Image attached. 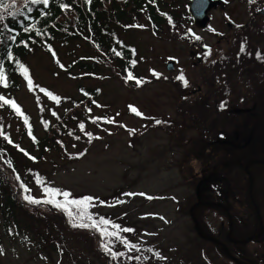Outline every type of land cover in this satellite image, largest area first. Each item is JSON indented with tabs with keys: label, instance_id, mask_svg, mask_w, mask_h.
Listing matches in <instances>:
<instances>
[{
	"label": "rangeland",
	"instance_id": "1",
	"mask_svg": "<svg viewBox=\"0 0 264 264\" xmlns=\"http://www.w3.org/2000/svg\"><path fill=\"white\" fill-rule=\"evenodd\" d=\"M259 1L264 3V0H255V4L253 0H226L225 6L219 5L212 11V21L204 31H199L188 17L187 1L175 4L172 10L179 21L175 25L164 24L162 32L148 29L146 18L139 23L142 26L139 29L118 30L119 38L136 49L138 63L134 74L148 80L146 85L138 88L127 84L125 72L116 62L103 54L99 57L90 42L77 39L70 40L66 46H55L60 61L66 66L64 69L44 50L28 57L34 91L23 80L13 95L0 89V93L14 96L22 105L30 119L33 135L38 137L45 135L56 112L63 114L73 101L83 98V89L100 90L99 105L83 121L87 125L86 135L74 136L66 148V144L61 143L60 150L43 153L42 157L32 147L24 119L14 117L1 103L0 124L6 129L4 133H9V138L38 158L37 162L29 161L8 143L21 173L32 177L35 196L48 197L46 188L60 189L61 193L66 191L71 196H91L94 198L92 213L111 222H122L120 224L134 230L111 241V246L118 245L120 253H124L109 257L114 263L121 260V264H207L206 257H209L215 264H224L223 257L196 236L191 224L189 208L195 201L192 193L196 186L188 180L190 167L199 164L185 141L195 131L183 133L182 126L175 124L180 97L173 83L175 75L167 70L166 62L177 57L183 62L190 61L186 40L194 28L201 33L203 44L211 47L217 42L216 32L228 31L226 23L246 22L249 18L244 15ZM19 2L22 4L23 0ZM91 56L97 59L98 68L94 74L86 76V72L77 66L67 72L75 61L86 60V57L93 60ZM40 88H49L62 96L63 104L57 106L40 92ZM133 107L141 114L133 112ZM188 112V108L182 109L187 127ZM103 115L114 122L104 127L93 123L96 117ZM0 172L11 187L12 178L1 164ZM126 193L145 195L129 196ZM57 196L64 198L62 194ZM113 196L115 201L107 199ZM44 213L46 218L40 221L35 217L37 213L32 215L29 211L18 210L23 234L10 227V219L8 221L0 214V264L110 263L105 256L101 258L102 253L98 255L94 250L98 239L71 233L56 212ZM38 233L57 236V240L67 245L65 255L51 253L48 248L37 245ZM126 239L136 247H127L123 242ZM263 241H253L244 247L256 248Z\"/></svg>",
	"mask_w": 264,
	"mask_h": 264
},
{
	"label": "flooded vegetation",
	"instance_id": "2",
	"mask_svg": "<svg viewBox=\"0 0 264 264\" xmlns=\"http://www.w3.org/2000/svg\"><path fill=\"white\" fill-rule=\"evenodd\" d=\"M258 3L261 7L244 15L246 22H229L228 31L216 32L217 42L209 50L195 30L186 40L190 61L174 58L172 71L180 97L175 124L183 133L195 131L185 141L199 164L190 167L188 181L196 186L190 208L199 202L213 204L197 207L194 215L203 234L226 248L202 240L190 208L189 217L196 236L224 264H264V241L256 248L244 247L264 239V3ZM184 108L189 109L188 127ZM206 262L215 264L209 257Z\"/></svg>",
	"mask_w": 264,
	"mask_h": 264
},
{
	"label": "trees",
	"instance_id": "3",
	"mask_svg": "<svg viewBox=\"0 0 264 264\" xmlns=\"http://www.w3.org/2000/svg\"><path fill=\"white\" fill-rule=\"evenodd\" d=\"M181 1L190 2L191 0H91V2H88V0H49L47 6L28 3L27 8H25L27 0H23L22 4H20L19 0H16L15 8H9V11H16L17 15L13 17L8 12H4L3 19L0 20V70L3 71L7 78V87L0 83V89L13 95L18 90L21 80H28L30 69L27 59L30 55L38 50L52 52L56 56V63H58L60 61L55 44L66 46L70 40L77 39L90 42L98 52L99 57L103 54L105 57L116 62V65L119 68L121 67L122 71L125 72L126 77L131 73L134 78H126L127 84L136 88L138 86L135 80L141 79L139 75L134 74L136 52L133 47L127 45L119 38L118 30L141 27L139 23L143 18H146L149 23L148 29L153 30L155 33L162 32L164 24L175 25L179 21L177 14L172 9L176 3ZM64 5L68 7L65 8ZM25 28L28 30L25 31ZM12 36H15L16 39H11ZM91 58L93 62H90L92 60H89L88 57H86V60L78 59L74 64L70 65L67 71L73 66H77L86 72V76L89 73L94 74L98 68L96 65L97 59L94 56H91ZM133 61H135V64L132 63ZM21 65L28 70L27 75L23 72ZM34 88L35 85L33 84L32 89ZM45 90L44 93L51 92L53 96L59 98L57 101L49 96L57 106L63 104L64 98L62 96L57 95L52 90ZM82 92L83 98L79 101H73L71 107L66 108L63 114L56 112V116H54L55 120L52 123L51 121L48 123L43 137L33 135V129L28 118L26 126L27 129L30 126L31 135H29L32 138L31 144L35 150L39 151L38 155L41 157L44 156L43 153L60 150L61 143L66 144V148L68 146L67 142L73 140L74 136L78 135L82 137L86 135L84 133L87 130V125L83 124V121L87 114H92L93 108L99 105L98 100L101 94L100 90L91 88H85ZM0 96L14 100L20 106L23 114L27 116L21 104L16 101L14 96L3 93H0ZM0 103L14 117L23 118L10 105L3 104V102ZM190 109L195 112L194 109ZM108 121H110V118L103 115L96 117L93 123L99 127H104L109 123ZM81 124L84 125L83 129L80 128ZM3 127L0 124L2 131ZM8 134L0 135V164L7 169L12 178L10 182L11 187H9L8 181L3 180V174L0 172L1 217H5L7 220L10 219V221L8 220L10 227H14L16 232L23 234L22 221L17 216L18 210L29 211L32 215L37 213L35 217L40 221L46 218V216L44 217V212H56L64 222V227L67 231L77 235H89L98 239V244L94 250L98 255L102 253L101 258L104 259L103 256H105L110 262L108 264H116L110 260L111 258L109 259V257H115L121 251L118 245L111 246V241L116 236L102 237L100 232L95 228L74 226L80 223H91L85 212L91 213L92 219L100 220L101 217H98L96 212L92 213L91 211V205L94 203V200L91 201L90 206L84 211L78 206H71V215H69L68 211L55 206L54 203L33 204L24 199L26 194L42 201L48 199V197L39 198L35 196L33 193L34 189L31 186L32 177L22 174L17 164L14 163L13 155L10 154L8 149L9 139L12 141L13 147L20 153V156L32 162H37L38 158H35L34 154H29V151L22 147L20 143H15L9 138ZM17 175L20 177L19 180H17ZM21 183L30 189L29 193H25L21 187ZM84 197L88 196H71L68 199H82ZM107 199L115 201V196ZM55 200L63 203L65 199L56 196ZM108 200H104V203H108ZM82 215H84V219H81ZM119 225L120 230L113 228L110 224L106 227L109 232L118 231L120 235L124 233V231H121V228H125V226ZM59 231L62 232L61 230ZM38 235L37 245L48 248L51 253L65 255L67 245L63 241L57 240V236H46L40 233ZM104 244H107L111 249V254L105 250ZM121 262L120 260L118 264H121Z\"/></svg>",
	"mask_w": 264,
	"mask_h": 264
},
{
	"label": "snow or ice",
	"instance_id": "4",
	"mask_svg": "<svg viewBox=\"0 0 264 264\" xmlns=\"http://www.w3.org/2000/svg\"><path fill=\"white\" fill-rule=\"evenodd\" d=\"M88 2H91V0H88ZM28 3H30V4H43V5L47 6L49 4V0H27V3H25V8L28 7ZM15 6H16V0H8V2H6V0H0V20L3 19V13L4 12H8L9 15L15 17L17 15V12L16 11H9V8H15ZM64 7L67 8L68 6L64 5ZM27 30L28 29L25 28V31H27ZM11 39L15 40L16 37L12 36ZM197 39H199V37H197ZM260 58L264 59V57H260ZM132 63L135 64V61H133ZM21 68L23 69V72L25 73V75H27V71L28 70L26 68H24L23 65H21ZM156 75H159V74L156 73ZM133 78L134 77L132 76V74L129 73L127 79H133ZM179 79L184 80L185 84L187 83V81L185 80L183 75H181L179 77ZM27 82H28L29 88L32 89L33 88V81H32V79L30 77L28 78ZM0 83L4 84V86L7 87V78L5 77V75H4L2 70H0ZM137 83H140V81L137 80ZM40 90L41 91H46L43 88H41ZM47 95L50 96L54 100L58 101V99H59L58 97L53 96V94L51 92H47ZM0 102H3V104L10 105L17 112V114L23 116L25 123L26 124L28 123V117L23 114L20 106L17 105L14 100H9V99H6L4 96H0ZM131 110L133 112H135L137 115L141 114L134 107L131 108ZM108 122H114V121H108ZM157 123H160V121H157ZM80 127H81V129H83L84 125L81 124ZM29 134L31 135L30 126H29ZM0 135H3L2 129H0ZM11 142L12 141L9 139V143H11ZM21 151H23V150L21 149ZM19 179H20V177H19V175H17V180H19ZM21 187L24 189L25 193H29L30 192V189H28L25 185H23V183H21ZM45 192H46V194L49 197L46 200L42 201V200L36 199L35 197H32V196L27 195V194L24 196V199L26 201H28L29 203H33V204L54 203L55 206L64 208L66 211H68L69 215H71V206H78V207H80L82 209V211H84V210H86V208L88 206H90L91 201H93V199H94L91 196L84 197L82 199H68L71 196V193L66 192V191L61 193L60 189H54V188H46ZM61 194L65 198L63 203L55 200V197L57 195H61ZM125 195L131 196V195H145V194L144 193H138V194L137 193H126ZM148 198L152 199V197H148ZM101 203H103V202H101ZM85 214H86L87 218L89 220H91V223H80V224L74 225V226L95 228L96 230H98L100 232L102 237H111V236H117L118 237L119 236L118 231L117 232H109L108 231L106 226L111 224L112 223L111 221H109L107 219H104V218H100V220L97 221L95 219H92L91 213H86L85 212ZM81 219H84V215L81 216ZM112 227L117 229V230H120V225H118V224H112ZM122 231H124V232H132L134 230L133 229H129V228H124V229H122ZM123 242L129 248L136 247L135 245H132V244L128 243L127 241H123ZM103 246H104L105 250L108 251L111 254V249L108 247V245L104 244ZM116 255L123 256L124 253H118ZM130 259H131V257H130Z\"/></svg>",
	"mask_w": 264,
	"mask_h": 264
},
{
	"label": "water",
	"instance_id": "5",
	"mask_svg": "<svg viewBox=\"0 0 264 264\" xmlns=\"http://www.w3.org/2000/svg\"><path fill=\"white\" fill-rule=\"evenodd\" d=\"M222 3V0H194L190 6V10L189 13L192 16V18L194 19L195 24L200 28V29H205L208 25V23L211 20V17L209 15L210 11L212 9H216L218 8V6ZM173 65H174V61L170 62L168 64V69L172 70L173 69ZM260 163L259 161H254L252 162V164H257ZM199 206H206V207H212L213 204H208V203H203V202H199L197 204H195L191 210H190V214L191 217L195 223V229L197 231V233L199 234V236L209 242H214L217 244H221L219 243L217 240H215L212 237H206L203 234L202 231V227L198 221V219L195 217L194 215V211L197 207ZM252 238L248 239L247 241H251ZM222 246L225 247V245L221 244ZM226 248V247H225ZM229 256L238 263V261L229 253Z\"/></svg>",
	"mask_w": 264,
	"mask_h": 264
}]
</instances>
